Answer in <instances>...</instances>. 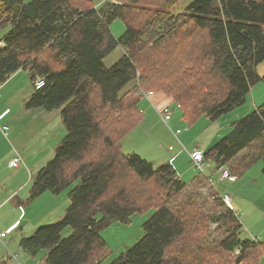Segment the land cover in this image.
<instances>
[{"label":"trees","instance_id":"obj_1","mask_svg":"<svg viewBox=\"0 0 264 264\" xmlns=\"http://www.w3.org/2000/svg\"><path fill=\"white\" fill-rule=\"evenodd\" d=\"M179 1L0 0V30L10 28L1 41L0 85L29 71L27 109L62 108L67 129L32 197L76 184L71 204L62 220L21 240L32 255L47 251L44 264H101L108 254L101 232L151 209L143 237L110 264H262L264 242L243 238L242 223L211 178L201 174L189 184L173 164L155 167L123 151L141 121L140 90L167 95L193 125L217 121L264 82L257 73L264 0H193L171 13ZM116 20L125 25L118 38L111 30ZM117 48L122 57L107 67ZM38 78L45 84L36 89ZM204 156L237 180L264 160V103ZM208 185L213 191L204 195ZM66 228L72 234L63 238Z\"/></svg>","mask_w":264,"mask_h":264},{"label":"rangeland","instance_id":"obj_2","mask_svg":"<svg viewBox=\"0 0 264 264\" xmlns=\"http://www.w3.org/2000/svg\"><path fill=\"white\" fill-rule=\"evenodd\" d=\"M192 1L180 0L169 11L173 14L182 13ZM111 30L113 35L118 38L124 33L125 25L122 21L116 20L111 24ZM9 31L10 28L0 30V42L4 40ZM122 54V50L117 48L105 59L106 66H113L122 57ZM257 73L264 76V62L257 67ZM16 75L19 76L16 78ZM7 82L5 90H2ZM7 82L0 85V114L6 108L11 109V114L0 121V203L3 199H8L6 203H9L5 210L0 212V221L3 218H9V220L13 217L19 218L18 226L21 224V227L12 237L10 236L12 245L7 244L3 249L11 257L14 255L16 259L23 261L18 251V248L21 247V240L31 237L41 226L54 224L64 218L71 204L70 191L76 184L63 189L58 194L45 192L38 198L32 197L34 181L38 173L56 157L57 148L66 137L67 129L63 123L62 108L53 111H46L43 108L27 109L26 103L34 91L29 71H20L11 76ZM141 92L143 96L139 103L140 110L143 111L141 112V121L128 132L123 140L124 153L137 154L153 163L155 167L178 162L181 170L190 172L184 178V181L189 184L192 182L190 180L203 175L194 169L193 163H191V167L187 158L189 151L196 146L202 147L207 142L209 143L211 135L217 130L220 136L216 139L214 143L216 144L229 134L233 124L251 114L257 106L264 103V82H260L253 87L245 104L217 119V121L222 120L215 125L216 130L213 131V127H210L212 122L202 118L193 124V129L190 132L186 129L188 126L184 124H181V131L178 132L177 128L173 127V122L166 123L162 119L161 114L165 108L159 112V108L153 103L155 102L152 100L153 95L144 96L152 91L140 90L137 95ZM153 92L158 93L157 91ZM168 98V104L171 100V104L168 106L171 107L172 114H176V117L179 116L180 110L176 103L170 97ZM144 99L149 103V109H152L151 113L156 114L147 122L144 119L149 115L147 113L149 109L144 108L142 104ZM185 135L190 137L188 146L180 141V139H184ZM202 149L206 150V147H202ZM15 158H20L18 167L11 166V162ZM165 160L166 163H164ZM263 169L264 160L258 159L247 170L239 174L237 181L231 182L221 179L223 169H216L214 164L209 168L205 167V175L207 178H211L217 191L222 196H231L230 208L243 225V238H256L261 242H264ZM209 185L205 189H201L204 195L212 193L213 189ZM187 192H191V187ZM11 194H14L13 200L10 197ZM154 213L155 210L151 209L143 214L134 215L129 224L114 222L105 228L101 235L108 245V254L101 264H110L122 252L134 246L144 235V223ZM71 234L70 228H66L62 233L63 238H67ZM39 253H43V258L47 251L41 250ZM42 258L36 264L39 262L41 264Z\"/></svg>","mask_w":264,"mask_h":264},{"label":"crops","instance_id":"obj_3","mask_svg":"<svg viewBox=\"0 0 264 264\" xmlns=\"http://www.w3.org/2000/svg\"><path fill=\"white\" fill-rule=\"evenodd\" d=\"M17 74V73H16ZM17 76H19V75H16V78H17ZM5 84V83H4ZM7 84H8V82L5 84V86H4V88L2 89V90H5V88H6V86H7ZM25 85L28 87V84L25 82ZM33 93V92H32ZM163 93H161V92H158V93H156V92H150V94L149 95H153V99L152 100H155V102H153L159 109V112L160 111H163V109L164 108H166V107H170V106H168V105H170L171 103V100H170V102H169V104H168V100H169V98L166 96V95H162ZM150 98V97H149ZM0 99H1V97H0ZM142 104H143V106H144V108H146V109H149V106H148V102H147V100L146 99H144L143 101H142ZM257 105V104H256ZM155 106V107H156ZM178 108V107H177ZM151 110L152 109H149V111H147V113H149V115L148 116H146L145 117V122H147L148 120H150L153 116H156V114H154V113H151ZM179 110H180V112H179V116H177L176 117V114L174 115V114H172V119H171V121L170 122H173V127L174 128H177V130L176 131H178V132H180L181 130H180V127H181V124H184V125H187L188 127L186 128L187 130H188V132H190L192 129H193V125H190L189 123H187L184 119H183V114H182V111H181V109L179 108ZM142 111V110H141ZM5 112H7L5 115H4V117L5 116H9L10 114H11V109L10 108H6L5 110H3L2 112H1V114H0V116L3 114V113H5ZM143 112V111H142ZM3 117V118H4ZM202 120V119H201ZM220 120H222V119H220ZM220 120H218V121H215V122H212L211 123V125H210V127H213V131L214 130H216V127H215V125L217 124V123H220ZM1 134V133H0ZM219 136H220V134L217 132V130H216V132H214L212 135H211V140H209V143L207 142V144H205V145H203L202 147H206V150L207 149H209L214 143H215V141H216V139L217 138H219ZM180 141L183 143H185V145H189L190 144V137L189 136H187V135H185L184 136V139H180ZM202 147L201 146H196L195 148H193V150H190L189 151V156L187 157L188 158V161H189V163L191 164L192 163V160H191V154L193 153V152H195V151H197V150H200V151H205V150H203L202 149ZM182 159V158H181ZM13 161V160H12ZM207 162H208V164H207V166L206 167H210L212 164H214V163H212L211 161H208L207 160ZM164 163H166V160L164 161ZM178 163V162H177ZM174 164L173 163V165H174V167H175V169L177 170V173H178V175H179V177L181 178V179H183L184 180V178L186 177V176H188L189 175V171H187V172H184V170H181V168H179L180 166H179V164ZM180 163H181V161H180ZM158 167V166H157ZM191 167H192V164H191ZM204 176H206L205 174H203ZM222 176V175H221ZM189 178V177H188ZM194 180V179H193ZM193 180H190V182L191 181H193ZM189 183V182H188ZM18 195V194H17ZM11 198H12V200L15 198L14 197V194H11V196H10ZM8 199H3L2 201H1V203H0V212H2V211H4L5 210V208L8 206V204L7 203H9V202H7L6 203V201H7ZM236 200V199H235ZM231 203H232V199H231ZM5 204V205H4ZM4 205V206H3ZM14 215H15V213H14ZM18 222H19V218L18 219H16V218H12V219H10L9 220V218H3V220L2 221H0V231H6L7 229H9L10 227H12V226H14V225H17L18 224ZM21 227V224H20V226H18V228L15 230V232H13L12 234H10L6 239H4L3 241H0V263H4V264H36V262L37 261H39L40 260V258H42V254L43 253H39V254H36V255H32V254H30V253H28V252H26L24 249H22V247H19L18 248V251H19V253L21 254V258H23V261H19L18 259H16V257L14 256V255H12V257L10 256V255H8V253L3 249L4 248V246H6L7 244L8 245H12L11 243H10V238L12 237V235H14L18 230H19V228ZM11 236V237H10ZM8 240V241H7ZM12 242V241H11ZM7 248H8V246H7ZM4 252H5V255H4ZM15 255H17V254H15ZM9 256V257H8ZM19 258V257H18ZM45 258H46V255L42 258V262H41V264H44V261H45ZM10 259V260H9ZM39 264H40V262H39ZM262 264H264V251H263V260H262Z\"/></svg>","mask_w":264,"mask_h":264},{"label":"built area","instance_id":"obj_4","mask_svg":"<svg viewBox=\"0 0 264 264\" xmlns=\"http://www.w3.org/2000/svg\"><path fill=\"white\" fill-rule=\"evenodd\" d=\"M3 49H4V43L0 42V51L3 50ZM44 84H45V80L43 78H38L37 81L35 82V88L39 89V88L43 87ZM138 95L142 96V92L140 94H138ZM144 96H149V94H145ZM177 107L180 108V105H177ZM6 113L7 112L3 113L0 116V121L3 119V117H4V115ZM161 117L166 123H169L171 121V119H172L171 107L165 108L163 114H161ZM2 130H4V128H2ZM191 160H192L194 169H196L197 171H200L201 174H205V167L207 166L208 162L205 159L204 152L200 151V150H197V151L193 152L191 154ZM19 165H20V158H15L11 162V166L12 167H18ZM221 179L222 180H229L231 182H235V181H237V176L231 174L229 169L224 168L223 171H222ZM223 199L226 202V204L229 207H231V199H232L231 196L225 195V196H223ZM17 228H18V224L10 227L6 231H0V241H3L4 239H6L10 234L15 232V230Z\"/></svg>","mask_w":264,"mask_h":264},{"label":"bare ground","instance_id":"obj_5","mask_svg":"<svg viewBox=\"0 0 264 264\" xmlns=\"http://www.w3.org/2000/svg\"><path fill=\"white\" fill-rule=\"evenodd\" d=\"M111 187V186H110ZM127 194V193H126Z\"/></svg>","mask_w":264,"mask_h":264}]
</instances>
